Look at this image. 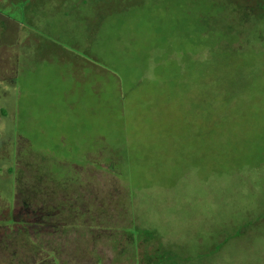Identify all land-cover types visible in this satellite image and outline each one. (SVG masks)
<instances>
[{
  "label": "rangeland",
  "instance_id": "374dc122",
  "mask_svg": "<svg viewBox=\"0 0 264 264\" xmlns=\"http://www.w3.org/2000/svg\"><path fill=\"white\" fill-rule=\"evenodd\" d=\"M256 4L0 0V264H264Z\"/></svg>",
  "mask_w": 264,
  "mask_h": 264
},
{
  "label": "trees",
  "instance_id": "16d2710c",
  "mask_svg": "<svg viewBox=\"0 0 264 264\" xmlns=\"http://www.w3.org/2000/svg\"><path fill=\"white\" fill-rule=\"evenodd\" d=\"M253 1L257 4L254 7L247 8V9H250L249 11H252V13H253V20H255V21L264 20V0H253ZM84 184H86V183L84 182L83 185ZM83 185H81L80 188L78 187L79 191L81 190L82 193L88 192L89 191L88 182L85 185V187H83ZM34 188H36L34 191V193H35L34 196L36 197V195H37V197L34 198V201H37V204H36L37 206L32 207V208H37L38 214H40V216H42V219L40 220V222H43V223L45 222V224H49V225H53V226L59 225L61 223H65V224L72 223V221L67 222L64 219L62 221H59V218H62L63 216H65V218L66 217H70V218L74 217V214L71 213V210L73 211L75 206H71L68 208L66 201L67 200L72 201L74 199V197L72 198L70 195H72L73 192L76 191L75 189L74 190L71 189L70 192H67L64 189H62L61 192L63 194V197H60L58 195L59 191H56L53 188V192L51 194L47 195L48 201L47 202L44 201V202H42L43 204L42 203L39 204L38 202L42 201V197L40 195L43 192H41L42 190L38 189L37 187H34ZM36 193H40V194L38 195ZM59 194H60V192H59ZM27 201H29V200H27ZM28 203L30 204L29 206L26 205L28 208L32 205L33 206L35 205V203H32V202H31L32 203L31 204L30 201ZM40 206H44V207L42 208ZM64 207H66L67 211H70V213H66L67 211L64 210ZM5 210H9V209H7V207H5L4 201H0V212H3ZM28 231H30V230H26V229L22 230V234L24 235V237L22 239V246L21 247L23 248V252H25L26 255L29 254V252L31 253L33 251L34 247L38 248L36 241L34 239H32L31 236H29L30 233ZM102 232L104 233V232H108V231H102ZM7 235H9V234L7 233ZM105 235H108V237H109L110 234H105ZM15 238L18 239V237H15ZM25 238H27V240H25ZM28 239H30L32 241V243H28ZM10 240L11 241L7 240L5 242L6 243V246H4L5 248L7 247L9 249V246H12L11 244H14V240H12L11 238H10ZM108 240H109V238H108ZM18 242H19V239H18ZM112 244H113L112 247L114 249H116L118 247L117 243H112ZM15 248H16V246H15ZM30 250H32V251H30ZM9 252H11L12 254L15 255L17 252V249L16 250H13V249L9 250Z\"/></svg>",
  "mask_w": 264,
  "mask_h": 264
},
{
  "label": "crops",
  "instance_id": "0c3cea01",
  "mask_svg": "<svg viewBox=\"0 0 264 264\" xmlns=\"http://www.w3.org/2000/svg\"><path fill=\"white\" fill-rule=\"evenodd\" d=\"M0 47H1V48H6V49H7V47H3V46H1V45H0ZM10 78H12V77L10 76ZM59 225H61V224H59ZM59 225H56V227L59 226ZM71 225H72V227H75L76 224H75L74 226H73V224H71ZM102 226H103V225H102ZM102 226H101V229H100V230H97V229H95V228H91V227H89L88 230H90V229H92V230H97V232L100 233V234H98L97 236L94 235V236H92V237L90 238V240H86V241H85L84 238H83L84 242L86 243L87 241H90V242H91L90 244H91V247H92V243H93V242L101 241V238H102V236H103V234H101V232L104 231L103 228H102ZM75 229H76V230H75L76 232H79V231H80L79 228H75ZM82 230H83V229H82ZM82 230H81L80 232H82ZM71 231H72V230H71ZM73 231H74V230H73ZM87 232H88V231H87ZM100 236H101V237H100ZM104 237H105V236H104ZM83 240H82V239H76L75 241H72V243H73L72 247L75 248V249H77V248H79V249H83L84 246H85V245L83 244ZM108 241H109V240H108ZM74 243H76V245H74ZM79 255H80V254H76V256H78V257H79ZM119 262H120V261H119Z\"/></svg>",
  "mask_w": 264,
  "mask_h": 264
},
{
  "label": "flooded vegetation",
  "instance_id": "af4514ba",
  "mask_svg": "<svg viewBox=\"0 0 264 264\" xmlns=\"http://www.w3.org/2000/svg\"><path fill=\"white\" fill-rule=\"evenodd\" d=\"M103 230H104V231H108V229H106V228H104ZM107 237H108V236H107Z\"/></svg>",
  "mask_w": 264,
  "mask_h": 264
}]
</instances>
